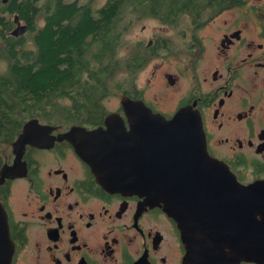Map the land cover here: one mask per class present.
Returning a JSON list of instances; mask_svg holds the SVG:
<instances>
[{
    "label": "flooded vegetation",
    "instance_id": "obj_1",
    "mask_svg": "<svg viewBox=\"0 0 264 264\" xmlns=\"http://www.w3.org/2000/svg\"><path fill=\"white\" fill-rule=\"evenodd\" d=\"M93 1L86 3L98 9ZM167 4L171 9L166 15H148L143 9L129 20L151 18L165 25L153 28L150 39L134 47L151 58L175 54V76L164 71L162 86L148 81L138 88L134 82V89L122 93L113 109L105 107L95 125L76 126L94 130L124 125L129 135L123 155L127 170L146 173L159 155L147 149L148 138L141 134L148 129L142 119L148 111L132 109L133 102L167 119L188 108L201 118L207 154L240 183L264 180V0ZM147 28L143 24L142 32ZM164 86V94L171 89L175 95L167 110L147 98V89L156 95ZM72 126L31 118L5 151L0 146V226L6 214L11 264H184L180 229L164 202L141 191L106 189L77 152L79 139L72 143L65 137ZM209 205L213 224L218 219L238 224L239 210L228 218L231 203ZM222 211L223 218L217 214Z\"/></svg>",
    "mask_w": 264,
    "mask_h": 264
},
{
    "label": "trees",
    "instance_id": "obj_2",
    "mask_svg": "<svg viewBox=\"0 0 264 264\" xmlns=\"http://www.w3.org/2000/svg\"><path fill=\"white\" fill-rule=\"evenodd\" d=\"M89 1V0H86ZM85 0H0V146L5 151L24 123L39 118L69 127L101 120L104 100L120 89L110 88L121 66L128 78L142 69L152 54L120 56L127 15H166L170 0H108L94 9ZM160 1V3H156ZM172 1V0H171ZM153 4V5H152ZM43 15V24H39ZM26 24L15 35V17ZM118 91V90H117ZM92 113V114H91Z\"/></svg>",
    "mask_w": 264,
    "mask_h": 264
},
{
    "label": "water",
    "instance_id": "obj_3",
    "mask_svg": "<svg viewBox=\"0 0 264 264\" xmlns=\"http://www.w3.org/2000/svg\"><path fill=\"white\" fill-rule=\"evenodd\" d=\"M15 22L13 34H24L27 27L21 25L18 16ZM127 99L123 98V104ZM131 107L148 111L142 117L148 129L141 134L148 138L147 149L159 155V161L155 157L146 173L127 170L123 155L129 135L124 125L94 130L74 125L65 134L72 143L79 139L77 152L91 165L99 182L110 191H141L152 201H163L165 211L180 229L186 249L184 264H264V180L240 183L228 167L207 154L201 118L188 108L167 119L144 103L133 102ZM35 122L39 125L38 120ZM212 201L231 203L228 218L230 212L235 217L239 210L238 224L230 225L229 219L213 224ZM217 214L225 217V211ZM0 255V264H11L6 214L0 226Z\"/></svg>",
    "mask_w": 264,
    "mask_h": 264
},
{
    "label": "rangeland",
    "instance_id": "obj_4",
    "mask_svg": "<svg viewBox=\"0 0 264 264\" xmlns=\"http://www.w3.org/2000/svg\"><path fill=\"white\" fill-rule=\"evenodd\" d=\"M86 1V0H85ZM108 0H94L93 6L96 8H101L107 3ZM137 13H133V15H136ZM138 15V14H137ZM131 18L130 14L127 15V20ZM43 15L40 17L39 24H43ZM133 23L131 25L127 26V29L125 30V33H122V44H127L128 46L125 48H121L120 50V56L122 57V61L125 60V53L128 54H135L137 53V49L134 47V44L140 41H148L152 35V29L156 27H165V25H161L158 21L155 19H147L144 20V22H140V18H134L133 17ZM24 23H21L23 25ZM148 24V28L146 32H142V25ZM170 42H172V39H168ZM162 64V68L160 71L157 72L158 76L155 79H152V74L154 70ZM4 64L0 63V68L3 69ZM127 68L125 66H121L118 70V73L116 74L115 78L110 84V88L114 86L113 89H116L115 85L118 81V83H125L127 86V89H134V82H136V85L138 86H145L147 85L148 81H151L152 83L156 84L157 86H162L166 84L165 79L163 78V72L167 71L169 74H173L175 76V54L171 53L166 57H154L150 58L147 61L146 65L140 69L134 77L128 78V72L126 70ZM167 86H164L163 88L159 89L157 94L154 93L151 94L150 88L147 89V98L149 101L156 103L159 106V109L167 110V108H171L173 106L175 95H173L172 90L169 89L167 95L164 94L165 91H167ZM118 90V91H117ZM114 90L113 94H110L109 97H107L104 100L105 106L108 110H111L114 108L115 105L120 103L119 96L122 95L120 92V89Z\"/></svg>",
    "mask_w": 264,
    "mask_h": 264
}]
</instances>
